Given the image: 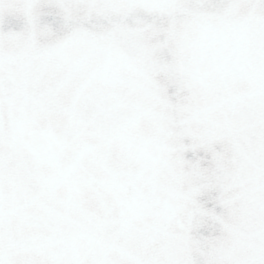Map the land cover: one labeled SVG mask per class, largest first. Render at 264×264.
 <instances>
[{
	"label": "water",
	"instance_id": "obj_1",
	"mask_svg": "<svg viewBox=\"0 0 264 264\" xmlns=\"http://www.w3.org/2000/svg\"><path fill=\"white\" fill-rule=\"evenodd\" d=\"M0 264H264V0H0Z\"/></svg>",
	"mask_w": 264,
	"mask_h": 264
}]
</instances>
